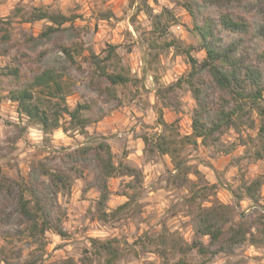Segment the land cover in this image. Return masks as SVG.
<instances>
[{"label":"rangeland","instance_id":"obj_1","mask_svg":"<svg viewBox=\"0 0 264 264\" xmlns=\"http://www.w3.org/2000/svg\"><path fill=\"white\" fill-rule=\"evenodd\" d=\"M193 2L199 21L218 20L221 11L216 6ZM39 11L68 20L57 32L42 36L53 24L28 22ZM223 11L248 20L251 31L245 42L255 60L264 49L255 36L264 25L260 0H237ZM0 19L11 34L10 42L0 44V181L6 177L15 183L13 194L0 192V264H64L68 259L73 264H104L108 256L92 245L93 239L113 242L120 252L113 264H264L260 118L257 112L239 113L234 126L215 141L195 142L191 137L197 103L183 79L191 70L189 56L202 61L205 52L183 0H0ZM235 38L222 31L218 42L227 45ZM43 51L46 55L37 60ZM92 54L103 59L108 73L130 81L110 86L87 59ZM15 68L27 77L39 69L61 72V95L50 99L35 93L51 119L55 113L62 115L60 128L44 133L9 99L20 86L8 75ZM201 75L206 83L202 99L213 109L222 93L205 72ZM91 81L101 84L102 94ZM78 104L88 107L82 113L90 120L85 130L64 112ZM159 115L166 128L159 125ZM212 115L210 110L207 121ZM130 140L143 152L141 163L158 165L134 167L139 174L109 179L110 195L101 209L97 203L103 180L96 161L83 149L105 142L116 165L133 167L126 160ZM156 142L164 143L167 155L157 153ZM47 173L63 181L53 186ZM257 180L255 203L246 188ZM21 190L26 199L32 193L40 198L53 223L62 227L63 237L52 230L38 239L28 236L17 210ZM77 190L90 192V198L84 194L73 201ZM217 203L233 207V225L243 224L253 238L231 254L214 255L211 248L202 255L193 247L196 217ZM202 241L208 246V237Z\"/></svg>","mask_w":264,"mask_h":264},{"label":"trees","instance_id":"obj_2","mask_svg":"<svg viewBox=\"0 0 264 264\" xmlns=\"http://www.w3.org/2000/svg\"><path fill=\"white\" fill-rule=\"evenodd\" d=\"M183 1L186 10L194 19V30L199 36L201 48L205 52L202 61L189 56L191 70L183 79L197 103L192 119L191 137L194 138L195 142L198 139L202 142L215 141L218 138L217 135L223 134L227 129L234 126L235 117L239 113L245 112H257L261 122L259 134L264 137V49L256 55L255 60H251L249 47L246 46L245 42V37L251 31L248 20L243 16H235L223 11L227 5L237 0H203L205 4L216 6L221 12L218 20L205 17L201 21H199L193 0ZM260 2L264 7V0H260ZM29 20L28 22L42 20L51 22L53 25L47 27L42 34V36H48L57 32L58 28L65 24L68 19L63 15L39 11L33 14ZM7 25L8 23L0 19V44L11 41V34ZM222 31L234 34L237 38L227 45H221L218 42V35ZM255 36L261 38L264 43V25L256 30ZM62 52L72 64H76L68 48H63ZM45 55L46 51L41 52L37 56V60H42ZM87 59L110 86L125 85L130 81V78L125 75L108 73L105 65H102L103 59L97 55L92 54ZM77 69L81 70V66L77 65ZM201 72H205L211 78L214 86L222 93L220 101L215 104L213 109H210L209 105L202 99V91L206 83ZM8 75L12 76L20 85L9 95V99L17 104L19 112L26 116L29 121L40 125L46 134L60 128L62 115L55 113L54 119H51L48 112L41 108V103L36 102L35 93L37 91L40 95L50 99H55L61 95L63 91L61 72L56 68L39 69L33 76L27 77L15 68L10 70ZM179 83L181 82L179 81L177 85ZM91 85L102 94L104 88L101 84L91 81ZM62 101H65L64 97H62ZM87 109V106L78 104L74 110L64 108V112L69 116L72 124L85 130L90 124V120L83 118L82 113ZM210 110H212L213 115L211 120L207 121ZM158 123L164 128L168 126L162 115H159ZM161 139L166 140L164 135L161 136ZM155 148L160 156L168 154V149L164 147V143L156 142ZM83 153L92 155L103 180L102 193L97 203L101 209L106 206V201L110 195L107 186L109 179L139 174L136 168L129 165L121 163L116 165L113 161L114 155L111 147L105 142H100L93 148L86 147L83 149ZM47 175L53 186H56L57 182L63 181V178L56 173H47ZM259 184L260 181L257 180L246 188L247 197L255 203L258 202V199L254 187ZM0 192L13 194L15 183L6 177H1ZM30 196V199H26L22 190L17 194V210L28 236L38 239L43 237L47 231L52 230L63 237L62 227L53 223L40 198L33 193ZM235 196L237 200H240L238 195ZM125 206L126 204L122 205L118 210L125 208ZM233 214V207L221 203L214 204L210 208H202L196 217L193 247L202 255L209 253L211 248H214L212 251L214 255L231 254L235 249L251 240L253 233L250 229L245 228L243 224L233 225ZM102 216L107 217V213L103 212ZM205 237L209 238L208 246L202 241V238ZM92 245L108 256L104 264H113L120 256L119 250L113 247L112 241L102 242L93 239ZM68 263L73 264V260L68 259L64 264Z\"/></svg>","mask_w":264,"mask_h":264},{"label":"crops","instance_id":"obj_3","mask_svg":"<svg viewBox=\"0 0 264 264\" xmlns=\"http://www.w3.org/2000/svg\"><path fill=\"white\" fill-rule=\"evenodd\" d=\"M138 141H141V139H138ZM135 146H136V142L134 140H130L129 141V147H128L129 153H128V156L126 158V160L128 161V163L130 165H132L133 167H138V168H143V165H147L146 169L147 168L151 169V168H154V167H156L158 165L155 162H151L149 164H144L143 161H142V163H141V160H142V157H143V152H142V150L141 151H138V150L136 151L134 149ZM84 194H85L84 197L90 198L89 197L90 196V192H86L85 193L84 190L83 191L82 190L75 191L74 194H73V201H77V199L79 197H81L82 195H84ZM83 202H87V201H83Z\"/></svg>","mask_w":264,"mask_h":264}]
</instances>
